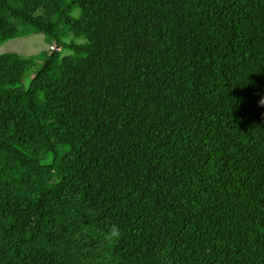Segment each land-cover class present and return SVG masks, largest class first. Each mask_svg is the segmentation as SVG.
<instances>
[{
  "label": "trees",
  "instance_id": "obj_1",
  "mask_svg": "<svg viewBox=\"0 0 264 264\" xmlns=\"http://www.w3.org/2000/svg\"><path fill=\"white\" fill-rule=\"evenodd\" d=\"M30 34L0 264H264V0H0V45Z\"/></svg>",
  "mask_w": 264,
  "mask_h": 264
},
{
  "label": "rangeland",
  "instance_id": "obj_2",
  "mask_svg": "<svg viewBox=\"0 0 264 264\" xmlns=\"http://www.w3.org/2000/svg\"><path fill=\"white\" fill-rule=\"evenodd\" d=\"M46 39L43 34H30L4 41L0 45V54L16 53L23 57L39 56L43 49H47Z\"/></svg>",
  "mask_w": 264,
  "mask_h": 264
},
{
  "label": "clouds",
  "instance_id": "obj_3",
  "mask_svg": "<svg viewBox=\"0 0 264 264\" xmlns=\"http://www.w3.org/2000/svg\"><path fill=\"white\" fill-rule=\"evenodd\" d=\"M105 235H106L107 239L112 240V239H115L116 237H118L119 232L115 226H112Z\"/></svg>",
  "mask_w": 264,
  "mask_h": 264
}]
</instances>
